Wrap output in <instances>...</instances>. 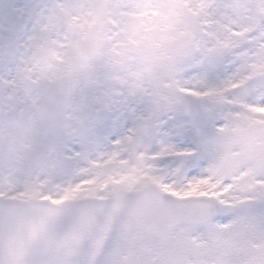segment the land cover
Listing matches in <instances>:
<instances>
[{"label":"snow or ice","instance_id":"6c2138e0","mask_svg":"<svg viewBox=\"0 0 264 264\" xmlns=\"http://www.w3.org/2000/svg\"><path fill=\"white\" fill-rule=\"evenodd\" d=\"M0 264H264V0H0Z\"/></svg>","mask_w":264,"mask_h":264}]
</instances>
